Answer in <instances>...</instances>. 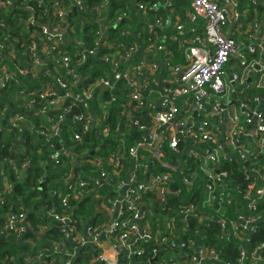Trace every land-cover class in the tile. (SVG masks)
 <instances>
[{"label": "built area", "instance_id": "2783aa9c", "mask_svg": "<svg viewBox=\"0 0 264 264\" xmlns=\"http://www.w3.org/2000/svg\"><path fill=\"white\" fill-rule=\"evenodd\" d=\"M51 11L54 24L43 27V34L47 35L53 45L45 47L41 40L33 35V43L29 48L31 64L22 69L16 62L19 53L20 40L13 34L14 29L4 18H0V28L5 29V39L9 45L0 43V91L6 89L10 82H18L21 78H30L32 80L40 78L47 65L46 59L54 60L63 65L66 75L69 79L59 76L55 84H48L46 89L38 96V99H31L25 106L30 110H36L39 115H43L51 125V137L59 140L61 149L59 154L70 157L73 162H77L79 157L75 153V148H69L63 139V126L68 120V115L74 107L79 109V115L72 116L74 127L76 124H82V129L73 127V140H80L90 132L103 127V117L98 114V105L94 100V91L88 89L82 92H76L75 87L82 81L78 73V67L86 62L88 57L97 56L104 46L107 45L105 31L99 32V39L95 48L87 52L84 48L85 42L76 41V46L82 48V58L78 62L66 52L59 56H54L53 51L61 46L67 38V33L63 26L66 23L68 8L64 6L63 0H52ZM81 9L86 10L83 0H70ZM190 11L185 15L186 21L190 24H199L202 22L204 35H196L191 42L184 40L182 43V34L185 32L184 24L179 19L172 22V26L177 30L179 36L173 39L182 44L181 52L184 57V64L179 66H167L163 73L157 68L153 61L144 62L128 67L126 62L133 60V54L143 51L142 56L158 57L160 54V44L157 39H152V43H145L144 49H141L137 43L133 44L125 56L121 52L115 53L113 57H119L111 61L112 79H104L100 86L106 87L108 91H113L120 81H126L128 84V99L136 103V108L143 107L141 92L146 90L149 82H155L160 88L157 90L158 102L148 103V112H141L147 120L141 124L139 120L128 118L127 120L133 126L134 131L141 132V138L133 145L123 142L124 151L118 152L114 159L108 163L99 177L83 176L76 169L71 178L66 179V195L61 198L60 207L62 213L56 208H50L49 214L55 216L59 222V229L64 234V239L71 240L74 245V251L69 252L64 248V243L54 244L52 260L56 255L65 252L71 257L66 264H74V260L86 247L92 246L99 251L97 256L87 264H121L124 253L128 255V264H136L135 256L144 253L140 243H150L154 236L152 226L155 220L148 219L147 213L154 210L153 203L144 202V195L155 193L157 202L163 206L165 204L164 194L182 198L185 194L182 188L189 190L194 186L196 174L190 177L186 176L185 171H190L188 165H168L163 163V158L169 153L176 155H185L198 165V169L207 179L202 187L203 201L201 206L191 203L179 211L180 217L184 220L188 216L198 217V221L203 223L211 219L217 221L219 227L227 240H235L244 243L247 241L244 237V229L253 230L259 219L248 216L239 217L237 220H226L220 217L221 207L216 208V214L210 217H200V208H213L217 201V195L221 201L225 194L224 185H229L227 173L218 170L222 161L235 159L239 162L242 171L246 177L253 176L251 182L244 194L243 203H246L247 211L256 210V201L264 200V172L259 173L257 168L244 167L243 164L256 157L259 152L264 153V99L260 94L253 96L248 100H240L238 109L231 108L232 102L227 99L230 85L234 86L242 82V75L233 76L227 80L226 67L232 57H236L239 65L243 66L245 75L254 70L257 65L259 70L255 75V83L247 88L264 90V61H248L245 52L255 54L257 47L251 41L258 37L262 46H264V0H243L247 1L246 9L239 8V0H188ZM40 5H44L43 0H39ZM18 5L22 9H33L26 0L19 4L15 0L0 1V9ZM262 5V15L254 12L253 17L248 19L249 6ZM139 10L145 13V7L138 6ZM155 8V7H154ZM105 10V6L93 8L92 12ZM252 9L257 10L255 7ZM160 15L153 16L146 22V29L153 33L154 28H160L168 25L170 21L160 22ZM129 18L127 12H122L117 18L123 21ZM244 23V30L241 34L246 39V43H237L231 39L225 32V27ZM24 23L30 25L36 23V19H29ZM241 27V24H240ZM196 33V31H194ZM256 36V37H254ZM151 39V38H150ZM160 42V41H159ZM26 52L23 53L25 56ZM260 55V54H259ZM261 56V55H260ZM264 57V54L262 55ZM46 57V58H45ZM107 62L110 60L105 59ZM125 67V68H123ZM244 76V73H243ZM161 79V80H160ZM159 80V82H157ZM98 88V87H97ZM96 88V90H97ZM247 90V89H246ZM245 89L242 90L244 93ZM155 93L154 90L149 91ZM241 93V95H242ZM156 94V93H155ZM64 104L66 107H64ZM96 107V108H95ZM139 111V110H138ZM140 112V111H139ZM129 115V114H128ZM23 116L18 113L14 119L13 126L19 127ZM22 128V127H21ZM33 131V129H30ZM46 132V131H44ZM108 127H104V133L107 135ZM63 143V144H62ZM223 143V145H222ZM144 155H147L144 156ZM130 159V171L127 180L121 179V168L124 162ZM143 160L142 163L140 161ZM90 164L100 165V159H95ZM158 164H162L177 172L176 178L182 188L170 190L168 183H173L174 177L170 173L158 171ZM29 163L20 166H13V170L18 177H21V171L29 168ZM110 168H114L113 171ZM138 171H141L140 174ZM94 187L99 189L112 190L115 196L106 199L99 207L108 219V223L103 226L93 227L96 219L87 225L85 234L76 235L74 233V210L71 204V195L73 200L94 191ZM12 185L8 184L6 191H11ZM173 191V192H172ZM57 195V194H55ZM4 202V197L0 195V203ZM221 205V202H218ZM59 207V208H60ZM47 210V211H48ZM171 222V221H170ZM18 236L26 234L33 230L31 222L28 220L27 213L10 212L5 225ZM169 225L167 226V228ZM242 227V230H239ZM171 231L167 235L171 240L176 241L179 236L174 235V223L170 224ZM185 248L183 244L180 250ZM264 248V244L257 248ZM257 250L249 252L241 244L237 246V264H243L247 257L252 262L259 261ZM176 259L181 260L176 264H230L222 262L219 258L203 249L196 247L194 252L187 255L180 252L174 254ZM158 252L152 251V259L156 260ZM184 257H189L187 262L182 261ZM41 257L38 258L40 260ZM151 263L150 261H147ZM146 264V263H144ZM160 264V263H159Z\"/></svg>", "mask_w": 264, "mask_h": 264}, {"label": "trees", "instance_id": "16d2710c", "mask_svg": "<svg viewBox=\"0 0 264 264\" xmlns=\"http://www.w3.org/2000/svg\"><path fill=\"white\" fill-rule=\"evenodd\" d=\"M5 1V0H0ZM19 4L22 0H15ZM28 5L33 9H22L18 5L7 7L5 10L0 9V18H4L7 23L14 29L13 34L20 40L19 53L16 62L19 63L22 69L31 64L29 48L33 43V35L41 40L42 44L49 48L53 45V41L47 39L44 35L43 27L52 26L53 16L51 11L52 0H43L44 5H40L39 0H26ZM136 3L145 5V15L149 18L155 14L165 15V10L155 12L151 9V4L156 0H133ZM132 0H83L86 5V10H81L75 2L63 0L64 6L68 8L66 15V23L63 26L67 33V38L64 43L53 51L54 56L61 55L62 52L68 53L73 60L78 62L82 58V48L76 46V41L82 40L85 42L84 48L91 50L95 48L96 42L99 39V32L102 27L106 29L105 36L107 45L97 56L88 57L86 62L78 67V73L82 78L75 87L76 92L84 90L95 91L101 87L100 82L104 79H112L111 61L117 60L122 63L119 57H113L115 53L121 52V56H125L128 50L137 43V37L145 43L151 44L152 39H157L160 35V28H154L153 33L144 30V22L139 24L138 8L135 7ZM139 3V4H140ZM138 4V5H139ZM247 1H242L239 6L246 5ZM105 6V10L92 12L93 8ZM189 6L188 0H178L173 4L175 12L178 8H182L183 12ZM255 7L257 10L252 9ZM262 5L249 6L248 19L255 11L258 15H262ZM122 12H127L129 18L123 21H118L117 18ZM181 11L178 16L184 19ZM160 17V16H159ZM36 19L34 24H26L25 21ZM181 22V21H180ZM185 22V19H184ZM188 24V22H186ZM146 26V24H145ZM5 29L0 28V43L5 46L9 42L5 39ZM174 37L179 36L175 31L171 34ZM151 38V39H150ZM173 43V42H172ZM157 44H160L158 41ZM175 46V44L173 43ZM25 56L23 53H25ZM160 57V54H159ZM46 58V57H45ZM110 61L107 62L105 59ZM143 56L138 52L133 54V60L125 63L131 67L143 60ZM47 65L44 73L37 79L21 78L18 82H10L9 86L0 91V195L4 197V202L0 203V264H52L51 257L53 256L54 244L57 242L64 243L65 250L74 251V245L71 240L64 239L63 232L59 229V222L55 216L49 214L50 208H56L59 213H62L60 207L61 198L66 195V179L71 178L75 169L83 176L99 177L104 168L108 167L109 161L114 159L115 155L124 151L123 142L126 141L129 145H133L141 138V132L134 131L133 126L127 120L128 118L139 120L141 124L146 123V118L142 116L143 112H148V103L158 102L157 90L160 88L155 82L150 81L146 90L141 92L143 107L136 108V103L128 99V84L126 81L117 83V87L113 91H99L98 104L102 103V108L98 109V114L103 117V127L85 135L80 142L73 140L72 117L69 122L63 126L64 143L69 148L74 147L75 153L79 157L76 163L64 155H58L53 158L47 170V163L52 155H55L59 146V140L46 139V136H51V125L46 118L39 114H31V110L25 107L31 99H38V96L46 89L48 84H55L59 76L69 79L66 75L62 64L46 59ZM125 68V67H123ZM154 90L155 93L150 94L149 91ZM256 91H244V99H251ZM96 108V107H95ZM140 112H139V111ZM20 113L24 120L20 122V127L33 129V132H39L43 137L38 135L26 134L24 150L19 149L17 145L18 132L12 128V123L16 115ZM129 114V115H128ZM264 117V110L262 111ZM13 120L12 122L10 120ZM108 127L107 135L104 133V127ZM75 130L82 129L83 125L76 124ZM63 144V143H62ZM94 153V154H93ZM14 155V162H11ZM147 157V155H144ZM95 159H100L101 164H90ZM168 165H188L190 171H185L186 176L190 177L196 174L194 186L186 190L181 187L177 181V172L158 164V171L170 173L174 177L173 183H168L167 188L170 190H178L182 188L185 194L178 198L164 194L165 204L161 206L157 202L155 193L145 194L144 202L153 203L156 205L154 210L147 213L149 220H155L152 226L156 239L150 243H140L144 253L135 256L136 264H176L180 259H176L174 254L184 253L187 255L194 252L196 247H202L208 252L216 255L222 262L237 264V246L241 244L249 252L256 251L258 247L264 244V200L256 201V210L247 211L246 203H243V197L248 185L254 181V177H246L242 171L239 162L235 159L222 161L218 170L227 173V181L229 185H224L225 194L221 201L218 199L214 203L213 208H200V217H208L209 220L216 213V208L221 207L219 216L226 220H237L239 217H250L259 219L253 230L244 229V237L247 239L244 243L233 239H225L219 224L215 220H210L207 223L198 221L195 216H188L186 220L180 217L179 211L188 204L201 206L203 201L202 187L207 179L198 169V165L191 158L185 155H176L167 152L163 158ZM25 162H30L28 169L21 171L22 179L19 181L13 170V166L22 165ZM133 161L128 159L124 162V167L121 168V179L127 180L130 165ZM143 160L140 161L142 163ZM244 167L257 168L259 173L264 172V153L259 152L254 159H251ZM111 171L114 168H110ZM141 171H138L140 174ZM12 185L11 191H6L8 184ZM94 191L84 194L81 197L78 195V200H73L71 195V204L75 207L74 210V233L76 235L85 234L87 225L91 224L93 219V227L103 226L108 223V219L98 207L108 198L115 196L112 190L93 188ZM173 192V191H172ZM57 194V195H54ZM221 202V205H218ZM60 207V208H59ZM48 210V211H47ZM10 212L27 213L28 220L33 226V230L28 231L22 236L11 233L6 229V221ZM171 221V222H170ZM174 223V232L179 238L176 241L170 239L167 231H171L170 224ZM169 227L167 228V226ZM242 230V227H239ZM185 245V248L179 249ZM153 249L158 252L156 260L152 259ZM259 261L252 262L250 257H247L243 264H264V248L257 250ZM99 251L92 246L86 247L77 258L74 264H87L93 256H97ZM40 260H38V258ZM71 259L68 254L62 252L55 256V264H66ZM189 257H184L182 261L187 262ZM150 261L151 263H148ZM128 255L124 253L121 264H128Z\"/></svg>", "mask_w": 264, "mask_h": 264}, {"label": "crops", "instance_id": "0c3cea01", "mask_svg": "<svg viewBox=\"0 0 264 264\" xmlns=\"http://www.w3.org/2000/svg\"><path fill=\"white\" fill-rule=\"evenodd\" d=\"M133 1V0H132ZM178 0H156L151 4V9L154 10L155 12H157L160 8V10H165V15H160V14H155V15H160V22H163L165 24V21H170V23L168 25H163L160 27V35H158V39L160 41V57H145L144 58V62H150L153 61L157 68L160 70V73H163V71L165 70V68L169 65V66H179V65H183L184 64V57L183 54L181 52V47L182 44L180 42H178V39H173V36L171 35L173 32L175 33V31L177 32V30L172 26V22L175 19H179L182 23L184 24V28H185V32L182 34V43H184V40H187L188 42H191L192 39L196 36V35H204L203 32V27H202V22L200 21L199 24H193L190 25L189 23L186 24V19H185V15L187 14V12L190 11V5L185 9V11L183 12L182 8H178L177 12L180 14V12H183V16L185 19H180V16H178V13L175 12V9L173 7V4L176 3ZM243 0H239V2H242ZM140 3V2H139ZM136 3L133 1V4L135 5V7L138 8L139 5H142L145 7V5L143 3ZM139 4V5H138ZM155 7V8H154ZM240 9H246V5H241L239 6ZM138 15H139V24L138 25H142L144 22V30L147 31L146 29V22L150 19H152L153 17L149 18L147 17L142 11L139 10L138 8ZM154 15V16H155ZM241 24V27H240ZM244 23H237V24H232L229 26L225 27V32L226 34L233 40H235L237 43L242 42V44L246 43V39L243 37V35L241 34V31L244 30ZM194 31H196V33H194ZM150 32V31H148ZM178 33V32H177ZM256 37V36H254ZM259 39L258 37H256L255 39H253L251 41V43L257 47L256 49V53L255 54H248L245 52L246 57L248 58V61H260L263 62L264 61V57L262 56L264 54V46H262V44L260 42H258ZM175 44V46L173 45V43ZM137 44L141 49H144L145 45L143 44V42L137 37ZM142 53L143 51H141V57H142ZM261 56H260V55ZM259 70V67L257 65L254 66V70L247 73L245 75V72L243 70V66L239 65V61L236 57H232L226 67V77L227 80H231L233 78V76L236 75H242V82L237 83L236 85L232 86L230 85L229 87V95L227 96V99H230L232 102V105L230 106L231 108L235 109V110H239V104H240V100L244 99V93H242V90L245 89V91H249L250 93L253 91H256L257 94H255L254 96H257L260 94V98L264 99V90H256L255 88H247V86H252L253 87V83H255V75L257 74V71ZM244 73V76H243ZM161 80V79H160ZM159 82V80L157 81ZM247 89V90H246ZM100 90V87L97 88V90L94 91V100H96V103L98 105V107L101 109L102 108V103L100 102V104H98V93ZM242 93V95H241ZM235 97V99H234ZM64 107H66V105L64 104ZM33 112V114H38V112L36 110H31V113ZM43 116V115H42ZM44 117V116H43ZM11 122L13 121L12 119L10 120ZM12 128L13 130L15 129L18 132V141H17V145L20 146L19 149L24 150V143H25V138L22 137L26 134H30V135H38L39 132L44 131H38V132H33L25 127H18L15 128L13 126L12 123ZM39 135L41 137H43L40 133ZM46 135V132H45ZM46 139L48 141L50 140H54L51 136H46ZM61 149V146H59L57 152L55 155H52L51 161L47 163V170L49 169V164L52 162L53 158H57L59 154V150ZM14 155H12L13 157ZM68 157V156H67ZM49 158V159H50ZM70 158V157H69ZM11 162H14V158L10 160ZM25 163H29L30 162H25ZM75 163V162H73ZM18 180L20 181L22 179V177H18ZM10 184V183H9ZM55 195V194H54Z\"/></svg>", "mask_w": 264, "mask_h": 264}, {"label": "water", "instance_id": "95a60500", "mask_svg": "<svg viewBox=\"0 0 264 264\" xmlns=\"http://www.w3.org/2000/svg\"><path fill=\"white\" fill-rule=\"evenodd\" d=\"M100 90H102V91H107V89H106V87H103V86H101L100 87ZM234 99H235V97H234ZM31 114H33V112L31 113ZM75 115H79V109L77 108V107H74L73 108V110L71 111V113L68 115V120H67V123L69 122V118L70 117H72V116H75ZM222 145H223V143H222ZM94 154V153H93ZM14 158V156L12 157V159ZM49 162L51 161V158L48 160ZM75 173H76V176H77V170L75 171ZM155 206V205H154ZM154 208V207H153ZM92 223V222H91Z\"/></svg>", "mask_w": 264, "mask_h": 264}]
</instances>
